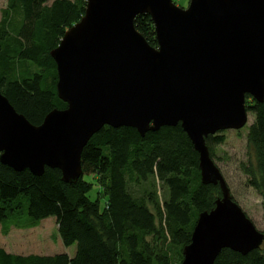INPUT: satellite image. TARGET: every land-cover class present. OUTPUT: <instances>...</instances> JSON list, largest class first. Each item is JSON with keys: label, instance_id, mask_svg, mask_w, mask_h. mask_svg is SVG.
I'll return each mask as SVG.
<instances>
[{"label": "water", "instance_id": "water-1", "mask_svg": "<svg viewBox=\"0 0 264 264\" xmlns=\"http://www.w3.org/2000/svg\"><path fill=\"white\" fill-rule=\"evenodd\" d=\"M147 15L155 47L134 29ZM65 105L40 125L19 114L0 90V164L60 181L81 176L80 155L102 127L142 137L179 125L197 154L202 185L217 186L213 208L197 215L180 264H213L222 249L258 250L257 231L212 162L204 139L246 125L245 97L264 101V0H85L81 18L49 53Z\"/></svg>", "mask_w": 264, "mask_h": 264}, {"label": "trees", "instance_id": "trees-1", "mask_svg": "<svg viewBox=\"0 0 264 264\" xmlns=\"http://www.w3.org/2000/svg\"><path fill=\"white\" fill-rule=\"evenodd\" d=\"M47 2L8 0L0 25V90L33 125H40L51 110L65 107L57 97L56 67L49 53L85 7V0ZM13 13L21 17L18 25L11 22ZM133 27L155 47L147 15L135 16ZM28 64L36 71L30 72ZM251 101L246 111L253 114V122L246 130L245 146L252 153L254 169L245 173L248 185L264 197V101ZM219 133L204 139L210 158L211 147L223 142ZM80 167L76 183L64 184L57 169L45 168L36 177L0 164V228L7 222L32 228L53 217L62 246L75 245L71 258L19 256L0 248V264H180L181 249L189 243L197 215L213 208L219 197L217 186L200 183L197 154L179 125L142 137L131 128L104 126L83 147ZM150 180V190L137 196L129 191L128 186L140 188ZM155 182L162 188L161 201ZM94 184L100 191L90 201L87 195ZM99 198L104 200L101 208ZM146 204L163 226L166 247L156 250L144 240L155 233ZM213 264H264V254L259 249L245 255L222 249Z\"/></svg>", "mask_w": 264, "mask_h": 264}, {"label": "rangeland", "instance_id": "rangeland-1", "mask_svg": "<svg viewBox=\"0 0 264 264\" xmlns=\"http://www.w3.org/2000/svg\"><path fill=\"white\" fill-rule=\"evenodd\" d=\"M54 0H48L50 5ZM73 1V0H70ZM189 0H176L178 8H186ZM8 0H0V25L7 10ZM13 25H18L21 17L17 13L10 14ZM30 72L36 71V68L30 64L25 65ZM26 68H20L26 69ZM252 99H245V109L252 105ZM253 122V114L247 111L246 125L237 131H221L219 136L223 137V142L211 147V160L221 174L231 199L239 206L245 216L251 221L255 229L264 234V197L260 196L253 188L248 185V177L245 171L254 169V160L251 151L245 146V134L247 128ZM89 179V178H88ZM151 180L149 183L141 185L140 188L128 186L129 191L135 196L140 195L144 190L152 188ZM94 184L88 193L90 201L96 200V193L100 188ZM154 188L159 201L162 200V188L155 182ZM100 208L103 206V198H99ZM147 210L153 215L155 233L144 238L145 242L154 249L166 247L167 240L161 238L163 226L156 217L153 207L146 204ZM57 224L53 217L39 222L36 227L18 228L8 222L0 228V248L6 253L19 256L39 255L54 256L65 254L72 257L75 252V245L63 247L57 232ZM259 250L264 254V241ZM173 257H176L175 255ZM173 262V261H172Z\"/></svg>", "mask_w": 264, "mask_h": 264}, {"label": "built area", "instance_id": "built-area-1", "mask_svg": "<svg viewBox=\"0 0 264 264\" xmlns=\"http://www.w3.org/2000/svg\"><path fill=\"white\" fill-rule=\"evenodd\" d=\"M172 3L176 4V0H171Z\"/></svg>", "mask_w": 264, "mask_h": 264}, {"label": "crops", "instance_id": "crops-1", "mask_svg": "<svg viewBox=\"0 0 264 264\" xmlns=\"http://www.w3.org/2000/svg\"><path fill=\"white\" fill-rule=\"evenodd\" d=\"M69 258H71V257H69Z\"/></svg>", "mask_w": 264, "mask_h": 264}, {"label": "flooded vegetation", "instance_id": "flooded-vegetation-1", "mask_svg": "<svg viewBox=\"0 0 264 264\" xmlns=\"http://www.w3.org/2000/svg\"><path fill=\"white\" fill-rule=\"evenodd\" d=\"M185 9V8H184Z\"/></svg>", "mask_w": 264, "mask_h": 264}]
</instances>
